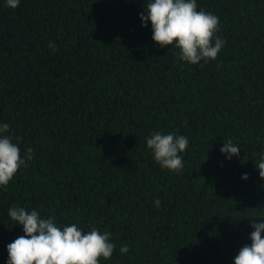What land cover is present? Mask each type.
<instances>
[{
  "label": "trees",
  "instance_id": "trees-1",
  "mask_svg": "<svg viewBox=\"0 0 264 264\" xmlns=\"http://www.w3.org/2000/svg\"><path fill=\"white\" fill-rule=\"evenodd\" d=\"M146 2L0 0V124L34 150L0 186V264L24 235L13 206L111 232L100 264H234L264 221V0H197L226 43L195 65L156 44ZM153 132L188 138L180 172L155 161Z\"/></svg>",
  "mask_w": 264,
  "mask_h": 264
},
{
  "label": "clouds",
  "instance_id": "clouds-1",
  "mask_svg": "<svg viewBox=\"0 0 264 264\" xmlns=\"http://www.w3.org/2000/svg\"><path fill=\"white\" fill-rule=\"evenodd\" d=\"M7 6L17 8L20 0H6ZM197 0H147V15L140 13L143 26L151 22L152 38L160 47L169 45L179 49L178 60L190 64H199L202 60H215L226 41L216 35L220 30V20L215 14L203 9L197 10ZM48 47L55 51L50 42ZM10 125L0 124V186H7L19 169L27 167L26 161L33 159L34 150L29 147L24 157L21 149L13 142L9 132ZM15 139H19L18 137ZM221 152L239 156L240 148L228 139ZM186 136L172 133L153 132L146 140L154 159L162 168L180 172L183 156L188 147ZM259 176L264 178V154L256 162ZM242 179H248L245 173ZM159 198L155 206L160 207ZM15 224L23 226L24 235L7 245V264H100V259L109 260L116 248L112 242V233H101L96 227L85 232L76 223L58 226L55 213L49 218H41L36 209L13 206L8 210ZM254 231L250 234L251 244H245L234 257V264H264V221L252 219ZM122 254L129 252V245L120 247Z\"/></svg>",
  "mask_w": 264,
  "mask_h": 264
}]
</instances>
